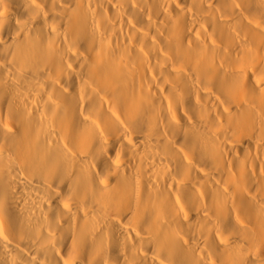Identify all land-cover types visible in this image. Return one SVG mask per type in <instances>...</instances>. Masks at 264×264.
Returning <instances> with one entry per match:
<instances>
[{
	"label": "bare ground",
	"instance_id": "6f19581e",
	"mask_svg": "<svg viewBox=\"0 0 264 264\" xmlns=\"http://www.w3.org/2000/svg\"><path fill=\"white\" fill-rule=\"evenodd\" d=\"M0 264H264V0H0Z\"/></svg>",
	"mask_w": 264,
	"mask_h": 264
}]
</instances>
